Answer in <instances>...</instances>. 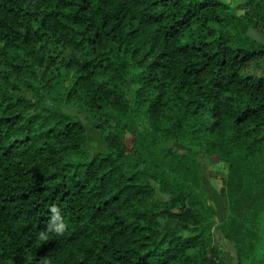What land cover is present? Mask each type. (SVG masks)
<instances>
[{
  "label": "trees",
  "instance_id": "16d2710c",
  "mask_svg": "<svg viewBox=\"0 0 264 264\" xmlns=\"http://www.w3.org/2000/svg\"><path fill=\"white\" fill-rule=\"evenodd\" d=\"M241 4L0 0V264H229L215 229L264 264V0ZM53 204L70 227L39 241Z\"/></svg>",
  "mask_w": 264,
  "mask_h": 264
},
{
  "label": "rangeland",
  "instance_id": "374dc122",
  "mask_svg": "<svg viewBox=\"0 0 264 264\" xmlns=\"http://www.w3.org/2000/svg\"><path fill=\"white\" fill-rule=\"evenodd\" d=\"M226 1L231 4L232 8L236 11L237 14L241 15L244 13L245 7L241 4L243 0ZM245 72L255 74L264 73V58L258 60V62L249 63L245 68ZM138 122L140 125H144V122L142 120H138ZM85 125L87 130L86 146L88 150L91 152L105 151L106 144L103 134L92 126V124L89 122V119L85 120ZM127 138L129 139L130 136L127 135ZM172 145L176 148L183 147V145L180 143H173ZM199 162L201 164L203 185L207 194V201L215 209L216 219L217 222H219L226 213L223 191L225 189L227 165L224 162L220 161L217 157H208L203 155L199 156ZM164 228L165 230H180L181 223L176 220H168L164 223ZM213 238L216 247L221 246V249L227 252L229 262L233 263L234 256H232V245H227L228 243L226 242L223 243V241L221 240L222 237L217 229L213 231ZM221 242L223 245L221 244Z\"/></svg>",
  "mask_w": 264,
  "mask_h": 264
},
{
  "label": "clouds",
  "instance_id": "9594fccd",
  "mask_svg": "<svg viewBox=\"0 0 264 264\" xmlns=\"http://www.w3.org/2000/svg\"><path fill=\"white\" fill-rule=\"evenodd\" d=\"M51 215L47 221L45 228L38 232L37 238L39 241H47L50 234L60 236L70 227L66 215H62L61 208L55 204L49 206Z\"/></svg>",
  "mask_w": 264,
  "mask_h": 264
},
{
  "label": "crops",
  "instance_id": "0c3cea01",
  "mask_svg": "<svg viewBox=\"0 0 264 264\" xmlns=\"http://www.w3.org/2000/svg\"><path fill=\"white\" fill-rule=\"evenodd\" d=\"M222 241H223V243H224V242L228 243L227 245H229V244L232 245V256H234V258H233V263H230V262H229V264H236V262H237V261H236V258H235L236 251H235V248H234L233 243L230 242V241H227V240H225V239H222ZM221 244H222V242H221ZM222 245H223V244H222Z\"/></svg>",
  "mask_w": 264,
  "mask_h": 264
}]
</instances>
